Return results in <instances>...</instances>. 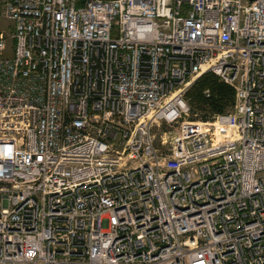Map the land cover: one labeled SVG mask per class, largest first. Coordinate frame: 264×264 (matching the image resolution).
Listing matches in <instances>:
<instances>
[{
    "label": "built area",
    "instance_id": "built-area-1",
    "mask_svg": "<svg viewBox=\"0 0 264 264\" xmlns=\"http://www.w3.org/2000/svg\"><path fill=\"white\" fill-rule=\"evenodd\" d=\"M0 7V264H264V0Z\"/></svg>",
    "mask_w": 264,
    "mask_h": 264
},
{
    "label": "trees",
    "instance_id": "trees-1",
    "mask_svg": "<svg viewBox=\"0 0 264 264\" xmlns=\"http://www.w3.org/2000/svg\"><path fill=\"white\" fill-rule=\"evenodd\" d=\"M192 115L207 121L216 114L233 108L235 89L224 82L217 74L207 72L199 77L186 93Z\"/></svg>",
    "mask_w": 264,
    "mask_h": 264
},
{
    "label": "rangeland",
    "instance_id": "rangeland-1",
    "mask_svg": "<svg viewBox=\"0 0 264 264\" xmlns=\"http://www.w3.org/2000/svg\"><path fill=\"white\" fill-rule=\"evenodd\" d=\"M0 31L4 32L6 35H10L13 32V23L1 15V7H0ZM12 47H13V39H8V47L5 51L0 53V57H5L6 55L12 54ZM190 121H200L197 120L194 115L190 114L189 118Z\"/></svg>",
    "mask_w": 264,
    "mask_h": 264
},
{
    "label": "bare ground",
    "instance_id": "bare-ground-1",
    "mask_svg": "<svg viewBox=\"0 0 264 264\" xmlns=\"http://www.w3.org/2000/svg\"><path fill=\"white\" fill-rule=\"evenodd\" d=\"M186 101H187V98H186ZM187 103H188V101H187ZM188 105H189V103H188ZM190 106V105H189ZM191 109V108H190ZM191 114H192V112H191ZM217 115V114H216ZM189 117H186L185 118V120H187V121H189V119H188ZM213 118H211L210 120H212ZM197 120H199V119H197Z\"/></svg>",
    "mask_w": 264,
    "mask_h": 264
}]
</instances>
